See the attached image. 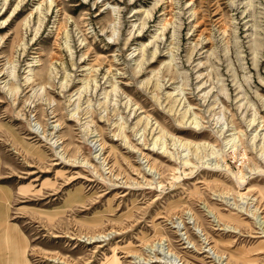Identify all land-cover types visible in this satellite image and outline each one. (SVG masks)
<instances>
[{
	"label": "rangeland",
	"instance_id": "obj_1",
	"mask_svg": "<svg viewBox=\"0 0 264 264\" xmlns=\"http://www.w3.org/2000/svg\"><path fill=\"white\" fill-rule=\"evenodd\" d=\"M14 251L264 264V0H0Z\"/></svg>",
	"mask_w": 264,
	"mask_h": 264
},
{
	"label": "crops",
	"instance_id": "obj_2",
	"mask_svg": "<svg viewBox=\"0 0 264 264\" xmlns=\"http://www.w3.org/2000/svg\"><path fill=\"white\" fill-rule=\"evenodd\" d=\"M9 232L10 231H4V233H5V235L4 236H6V239L7 238H10V236H9ZM5 239V238H4ZM10 248L11 249H14V247L13 246H10ZM10 252V251H9ZM15 252V251H14ZM11 257V256H10ZM9 257V261L7 262V263H9V264H16L15 262H18V264H25V262H24V260H23V254H20V252L19 251H17V252H15V253H13V257H15V259L13 260V257L12 258H10ZM27 263V262H26Z\"/></svg>",
	"mask_w": 264,
	"mask_h": 264
}]
</instances>
